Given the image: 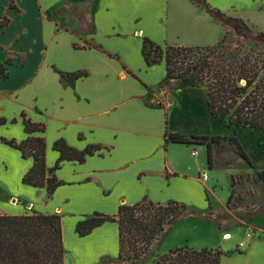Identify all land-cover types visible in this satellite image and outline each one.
<instances>
[{"label":"crops","instance_id":"1","mask_svg":"<svg viewBox=\"0 0 264 264\" xmlns=\"http://www.w3.org/2000/svg\"><path fill=\"white\" fill-rule=\"evenodd\" d=\"M79 2L0 0V20L7 19L6 25H0V67L8 69V78L0 80V117L9 121L0 126V150L23 163L19 181L37 191L29 201L38 207V214L61 215L65 264H101L118 258V225L106 222L80 237L76 228L81 219L95 212L115 215L119 206L144 198L191 204V184L209 204L210 177L199 153L207 155V147L167 142L166 137L167 133L219 136L196 131L200 117L189 112L200 100L207 107V91L203 86L161 88L165 64L146 66L143 39L160 44L180 35L188 43L179 46H212L225 30L187 0H97L87 10H81ZM73 9L92 24L94 34L65 25L64 11ZM244 13V18L232 17L264 33V0ZM79 72L86 75L70 82L67 76ZM23 112L46 126L48 168L59 158L53 149L58 140L78 151L101 148L84 163L65 162L56 172L63 185L50 198L45 189L22 183L33 159H23L1 141L27 138L20 118ZM207 116L216 119L209 112ZM13 118L18 119L16 124L10 123ZM239 131L234 130L235 136ZM237 140L254 170L264 172V141H259L255 161ZM1 166L8 171V162ZM203 174L208 180H202ZM14 202L2 205L5 214L19 215V204ZM250 226L261 229L264 236V215L253 218ZM254 239L260 237L248 240Z\"/></svg>","mask_w":264,"mask_h":264},{"label":"trees","instance_id":"2","mask_svg":"<svg viewBox=\"0 0 264 264\" xmlns=\"http://www.w3.org/2000/svg\"><path fill=\"white\" fill-rule=\"evenodd\" d=\"M84 1V0H74ZM97 0H90V4ZM204 9L217 23L230 27L216 45L186 47L179 45L164 46L149 38L143 39L142 56L148 68L165 64L166 76L161 88L180 90L183 86H203L207 91V108L211 116L226 122L228 128L248 129L264 133V51L255 47L264 46V33L253 31L242 19L229 16L213 8L207 0H189ZM11 6L16 9L12 2ZM77 9L64 11L76 18L81 30L88 35L95 33L94 27ZM59 13V11H57ZM7 19L0 20V25ZM237 36L238 40H234ZM88 45V43H86ZM76 48H85L75 45ZM8 69L0 67V80L8 78ZM79 72L68 75L70 82L84 77ZM27 138L21 142L15 139L1 138L2 143L18 150L23 159H33V165L23 176L22 183L37 189H45L47 197H52L63 185L56 177L57 170L65 162L84 163L87 157L101 148L91 146L78 151L64 140H58L53 149L59 158L52 168L46 164L47 145L44 138V123L33 122L23 112L20 115ZM9 121L0 117V126ZM17 118L10 123L16 124ZM167 142L186 145H205L207 147L208 167L213 170L220 165H232L242 160L252 167V162L235 136L228 139L229 149L226 155L217 153L222 148V136H184L166 134ZM263 176L264 172H258ZM234 185V178H232ZM208 195V194H207ZM232 188L227 201V209L235 198ZM208 200V199H207ZM187 206L178 202L156 203L148 198L133 205H121L115 215L95 212L85 217L77 225L80 237L88 236L95 228L106 222L116 223L119 229V255L123 262L137 264L150 250L154 240L166 227L174 225L179 211ZM264 215V210L253 214L252 218ZM223 252L218 248L195 249L188 246L170 249L158 256L151 264H222ZM0 264H65L62 217L59 214L8 215L0 214Z\"/></svg>","mask_w":264,"mask_h":264},{"label":"rangeland","instance_id":"3","mask_svg":"<svg viewBox=\"0 0 264 264\" xmlns=\"http://www.w3.org/2000/svg\"><path fill=\"white\" fill-rule=\"evenodd\" d=\"M189 2L193 4L191 1ZM207 2L213 8H217L227 15H236L242 18H244V16H241L245 15L244 12L249 11L255 4H258V0H207ZM79 4L82 6L81 10H87L90 7L88 0L81 1ZM193 6L207 14L214 24L223 27L225 31L219 41L228 32H233L230 27L217 23L204 9L194 4ZM76 14L80 15L79 11ZM64 18L66 20L65 25L79 30L80 25L76 19L67 14ZM192 20L191 17L190 21ZM150 27L152 28V25ZM233 38L235 41L238 40L237 36H233ZM159 43L162 46L165 44L185 45L188 41H185L179 35L167 38ZM255 50L264 51V46L255 47ZM185 87L190 86L186 85L182 88ZM189 112L200 117V124L194 127L196 131L225 138L222 144L226 145L218 149L217 153L223 156L226 155V150L230 148L228 139L235 136L234 130L237 129L240 131L235 137L240 140L250 156L257 161V146L260 142L262 143V140L264 141V133L235 127L228 128L226 122L207 116L206 103L204 106L202 100H200L199 105H196L194 109H190ZM185 131L188 130L185 129ZM199 153H201L202 162L204 161V164H206L204 167L207 175L210 177L207 189L208 195L206 196L207 202H209L208 207L204 193H201L196 185L191 184L188 202L191 204L185 202L187 207L179 211V218L174 225L166 227L165 231L157 236L150 250L137 264H151L158 256L166 254L170 249L184 246L195 249L218 248L223 252L222 264H264V236H261L262 230H256L250 226L253 219L252 215L264 210V175L258 176V172L254 170L253 165L251 167L244 161L232 165L223 164L209 170L206 153L203 155L201 150H199ZM2 161L8 162L7 172L1 166ZM22 164L14 154L10 156L9 153H3L0 150V214L6 212L2 209V205H12L14 200V204H19V215L38 214V207L33 206L32 202L29 201L37 197V191L22 186L19 181ZM232 178H234V185L232 184ZM232 188H235L236 195L231 202V209L228 210L227 201ZM227 235L229 236L226 237ZM258 237H260L259 240H248L249 238ZM101 264H131V262H123L117 258L115 261H103Z\"/></svg>","mask_w":264,"mask_h":264},{"label":"built area","instance_id":"4","mask_svg":"<svg viewBox=\"0 0 264 264\" xmlns=\"http://www.w3.org/2000/svg\"><path fill=\"white\" fill-rule=\"evenodd\" d=\"M193 154L195 155L196 153H193ZM201 178H202V180H204V181L208 180V176H207L206 174H203V175L201 176Z\"/></svg>","mask_w":264,"mask_h":264},{"label":"bare ground","instance_id":"5","mask_svg":"<svg viewBox=\"0 0 264 264\" xmlns=\"http://www.w3.org/2000/svg\"><path fill=\"white\" fill-rule=\"evenodd\" d=\"M229 235H227L226 237H228Z\"/></svg>","mask_w":264,"mask_h":264}]
</instances>
